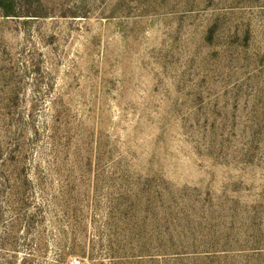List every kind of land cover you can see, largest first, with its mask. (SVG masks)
<instances>
[{"label": "rangeland", "instance_id": "1", "mask_svg": "<svg viewBox=\"0 0 264 264\" xmlns=\"http://www.w3.org/2000/svg\"><path fill=\"white\" fill-rule=\"evenodd\" d=\"M0 264H264V0H0Z\"/></svg>", "mask_w": 264, "mask_h": 264}, {"label": "trees", "instance_id": "2", "mask_svg": "<svg viewBox=\"0 0 264 264\" xmlns=\"http://www.w3.org/2000/svg\"><path fill=\"white\" fill-rule=\"evenodd\" d=\"M3 4H5V3H3Z\"/></svg>", "mask_w": 264, "mask_h": 264}]
</instances>
